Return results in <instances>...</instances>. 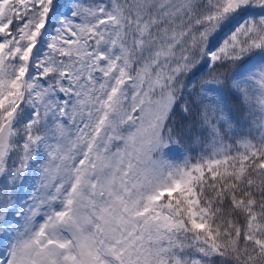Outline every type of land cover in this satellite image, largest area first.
Here are the masks:
<instances>
[{"label": "snow or ice", "instance_id": "snow-or-ice-1", "mask_svg": "<svg viewBox=\"0 0 264 264\" xmlns=\"http://www.w3.org/2000/svg\"><path fill=\"white\" fill-rule=\"evenodd\" d=\"M0 264H264V0H0Z\"/></svg>", "mask_w": 264, "mask_h": 264}]
</instances>
